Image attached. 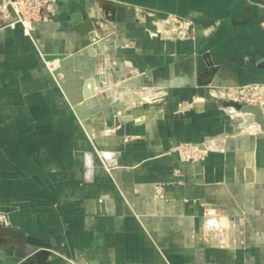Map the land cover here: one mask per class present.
<instances>
[{"label":"crops","instance_id":"obj_1","mask_svg":"<svg viewBox=\"0 0 264 264\" xmlns=\"http://www.w3.org/2000/svg\"><path fill=\"white\" fill-rule=\"evenodd\" d=\"M53 9L26 12L35 38L21 22L0 28V264H264L260 126L216 95L203 101L207 89L264 85V0H57ZM150 13L189 17L195 34L150 38ZM81 33L91 52H74ZM58 52L73 63L45 59ZM91 60L95 92L115 87L90 96L102 107L87 124L94 132L112 114L101 99L125 115L149 89L176 86L188 105L151 97L139 118L100 130L95 147L50 72L58 62L75 94ZM179 142L208 152L183 160L171 150ZM94 148L103 156L93 159Z\"/></svg>","mask_w":264,"mask_h":264},{"label":"built area","instance_id":"obj_2","mask_svg":"<svg viewBox=\"0 0 264 264\" xmlns=\"http://www.w3.org/2000/svg\"><path fill=\"white\" fill-rule=\"evenodd\" d=\"M57 0H0V19L6 21L13 18L9 9L11 6L19 21L27 26V11L43 13L52 12L53 6ZM151 16V25L146 28L150 38H163L174 40L190 39L195 34L196 24L189 17H183L175 13H168L161 16L148 14ZM32 22V20H31ZM27 30L28 27H26ZM237 99V100H236ZM236 101L260 104L264 106V85L261 83H250L237 87ZM207 146V145H205ZM183 160H201L208 152V148H201L195 143H182ZM157 196H164L162 188L157 189Z\"/></svg>","mask_w":264,"mask_h":264},{"label":"rangeland","instance_id":"obj_3","mask_svg":"<svg viewBox=\"0 0 264 264\" xmlns=\"http://www.w3.org/2000/svg\"><path fill=\"white\" fill-rule=\"evenodd\" d=\"M13 18H10V19H7L6 21H4V20H2V19H0V28H2V27H6V26H10V25H13V24H16V23H23L22 21H19V18L17 17V16H12ZM28 19H31V18H28ZM145 19V18H144ZM28 22H29V24L30 25H28V29L29 30H27V26L23 23V25H24V27H25V29H26V31L28 32V34L30 35V36H32L33 38H35V35H34V32H33V29H34V24H33V22H31V20H27ZM32 24V25H31ZM30 27V28H29ZM77 41V40H76ZM80 47H85V44L83 43V44H80ZM68 53L70 52V51H67ZM71 54V53H70ZM53 64V66H52V69H51V74H52V76L56 79V81H57V83H58V85H59V87L62 89V91L64 92V95L66 96V101L68 102V104L70 105V108L72 109V111L75 113V115H76V117L78 118V120H79V122L81 123V125L84 127V129L87 131V133L89 134V137H90V140L94 143V146L96 145L95 144V140H97V138L99 137V135L97 134V133H99L100 132V130L102 131V129L104 128V129H108V130H110L111 128H113L114 126H117L119 123L116 121V119L120 116V113H115V112H113V110L111 109L110 111L112 112V114H111V117L109 118V119H107L106 120V124L107 125H105V126H103V124L101 123L100 124V126H99V130H96V132H94L93 130H89V128H87L86 127V125H85V123H84V121L80 118V116L78 115V113H77V111H76V109H75V107L77 106L76 105V103L77 102H80V103H78V104H82L81 102H83V103H87L88 102V100H89V102L88 103H90V102H92L93 100L95 101V97L97 98H99V97H101V96H103V94H101V95H99L100 93H102V92H109L110 90H113V89H115V87H110V85H107L105 88H103V87H101V88H98V90L95 92V89L93 90V92L91 93V95L92 96H95L93 99H91V97L89 96L87 99L84 97V95H83V93L84 92H82V90H84V85H83V79L84 78H86L87 76H93L94 75V77H97V75H98V73H97V68L96 67H94L93 65H94V62H93V60H91V62H90V65H89V69L88 70H85V71H83L81 74L80 73H78V74H76L77 75V77H78V81H79V84H78V86H77V89L79 90V92H78V95L76 96L77 98H75L74 99V102L72 101V103H71V101L68 99V97H67V95H66V93H65V91H64V89H63V87L61 86V84H60V82H59V80H58V78H61L64 82H66L67 83V81H66V77L63 75V72H58L57 74H56V70L60 67V64H58V62H57V64H58V66H57V64L56 63H52ZM55 70V71H54ZM165 81H156V86H152V87H159V85H157V84H161V83H164ZM65 83V84H66ZM109 86V87H108ZM176 86H171L170 87V89H169V92H167V94H165L164 96H162L160 99H163L164 100V104L166 105V107H171V106H176V107H180L181 105H185V104H187L188 105V103H184L183 102V100L182 99H180V101H179V99H176V98H178L177 96V92H176V88H175ZM161 88V87H160ZM150 91L152 90V89H149ZM236 90H237V88H235L234 89V91H233V93H231V95L230 96H227V95H229V94H224L225 93V91L223 90V92H221V91H216V92H214L213 91V93H214V95H213V93H211L210 92V89H207V92L205 93V97L203 98V101H205V99H210V98H212V97H215V95H216V97H220V99H217V98H215V99H217V100H220L221 101V103L223 104L224 102V107H225V109H226V107L227 106H234V102H238V101H236L235 100V98H236ZM158 91V90H157ZM156 90H152V92H155V94H156V96H157V92ZM96 93H98V95H96ZM147 93V92H146ZM155 94H154V96H155ZM104 95H106V94H104ZM154 96H152V97H154ZM114 99H116V97H114ZM150 98H147V100H149ZM195 99H196V97L194 96L193 97V99H191V104H192V102H194L195 101ZM147 100H143L142 102H140V103H138V105H135V106H133V107H125V112L127 111V110H129V111H127V113H129L130 112V110H132V109H134V108H137V107H142V106H148L149 104H150V102H148ZM187 100H189V99H187ZM214 100V99H213ZM84 101H86V102H84ZM98 101V100H97ZM97 101H95V102H97ZM179 101V102H178ZM98 103V102H97ZM111 103H112V101H111ZM175 103H176V105H175ZM240 103V102H239ZM242 104H246V103H244V102H241ZM95 104V103H94ZM129 104H130V106H132L133 105V102H129ZM129 104H126L127 106H129ZM148 104V105H147ZM90 105H93V103H91ZM156 105H159V104H156ZM199 105V104H198ZM197 107H199V106H197ZM204 108H205V106H204ZM161 109H163V108H161ZM160 109V110H161ZM101 110V109H100ZM100 110H96L94 113H92L91 115H90V117L88 118V120L91 122V123H93L94 121H96L95 120V116H94V114H100L99 112H100ZM238 110H240V109H238ZM241 111V110H240ZM124 112V113H125ZM242 112V111H241ZM91 112H87V114H90ZM148 113H151V117H152V115L153 114H160V112H159V110H157V109H151L149 112H147V114ZM243 113V112H242ZM245 114H247V113H244L243 115H245ZM235 115V114H234ZM240 115H242V114H240ZM241 116V117H238L237 116V120H236V123L238 124V125H240L242 128H243V126H242V124L243 123H245L249 118L247 117V116ZM139 118V117H138ZM121 122V121H120ZM88 126V125H87ZM89 127V126H88ZM250 131V130H249ZM253 132H255V133H260L263 137H264V134H262L263 132L262 131H253ZM182 143L183 142H179V143H175L174 145H173V147H172V151H174V152H177V154H179V156H180V158L181 159H183L182 157H183V151H182V149H181V145H182ZM96 147V146H95ZM91 154H92V158L93 159H95V157H96V155L98 154V155H100V156H103V153L102 152H100V151H98V150H95V148H94V151H92L91 152ZM162 188V184L161 183H157L156 184V195H157V189L158 188Z\"/></svg>","mask_w":264,"mask_h":264},{"label":"water","instance_id":"obj_4","mask_svg":"<svg viewBox=\"0 0 264 264\" xmlns=\"http://www.w3.org/2000/svg\"><path fill=\"white\" fill-rule=\"evenodd\" d=\"M9 9H10L11 15L12 16H16V13H15L14 9L11 6H9ZM83 36L84 35L81 33V37L75 42V43H78L77 46H76L77 48L75 49V51H77L79 49L80 44L84 43L85 44V47H83L84 51L91 52L93 50V45L90 42H87L86 39L83 38ZM44 56H45L46 60H52V59H55V58H68L69 55L66 54V53L58 52V53H45ZM58 80H59L61 86L63 87L68 99L71 101V103H72V101L74 102V99L77 98V97L73 98L71 96V94H70L65 82L62 79H60V78H58ZM89 84H91L92 87H89ZM83 85H84V90H82V92H84L83 95H84L85 98L89 97L91 92H93V90L95 88V85H96L95 77H90V78L84 79ZM234 106L237 107L238 109H240L243 113H252L253 117H254L253 120L256 123H259V125L261 127V130L264 131V110H263L262 106H260L259 104H251V103L242 104V103H239V102H234ZM142 107H137L135 110H140V108H142ZM75 109H76L78 115L80 116V118L84 121V118H83V116H82V114H81V112H80V110L78 109L77 106L75 107ZM130 112H132V111H130ZM131 120H134V117H133V115H131V113H129V114L126 113L125 115H120L116 119L117 122H120V121L127 122V121H131ZM84 123H85V121H84ZM85 125H86L87 128H89L86 123H85ZM202 146L204 147V145H202Z\"/></svg>","mask_w":264,"mask_h":264},{"label":"bare ground","instance_id":"obj_5","mask_svg":"<svg viewBox=\"0 0 264 264\" xmlns=\"http://www.w3.org/2000/svg\"><path fill=\"white\" fill-rule=\"evenodd\" d=\"M28 25H30L29 24V22L27 21V27H28ZM84 39H86V41L87 42H90L92 45H94L95 43H94V41L91 39V38H84ZM95 46V45H94ZM94 46H93V48H94ZM77 48V47H76ZM75 48V49H76ZM79 50V49H78ZM74 52H76L75 50H74ZM55 59H61V60H63V64L65 65V67L68 65V66H70L72 63H73V61L72 60H66L65 61V59L66 58H55ZM55 59H52V60H55ZM48 61H51V60H48ZM62 64V63H61ZM59 70V68L56 70V73H58V72H62L61 70L60 71H58ZM110 78H111V76H110ZM61 79V78H60ZM67 81V80H66ZM70 82L72 83L73 81L72 80H70ZM66 83V82H65ZM78 84H79V82L76 84L77 86H78ZM66 86H67V88H68V90H69V92H70V94H71V96L73 97V98H75L77 95H78V92H79V90H78V92H76L75 94H73V91L71 90V88H69V86H68V83H66ZM95 89V88H94ZM154 89V88H153ZM152 89V90H153ZM152 90L150 91V90H148L147 91V93L145 92L144 94H143V97L144 98H151L152 96H154V94H155V92H152ZM154 90H156V89H154ZM158 90V91H157ZM156 91V93H157V96H156V94H155V96L156 97H158V96H160V95H163V93L164 92H167L168 91V88L167 87H164V88H162V89H157ZM126 92V91H125ZM128 93V92H127ZM132 93V92H131ZM91 95V94H90ZM133 96V95H132ZM131 96V97H132ZM154 96V97H155ZM88 97H86V99H87ZM133 98V97H132ZM153 98V97H152ZM98 99H96L95 98V101H97ZM111 100V99H110ZM94 100L92 101V102H90V103H88L89 102V100H88V102L87 103H83V102H81L82 104H78V103H80V102H77L76 103V105H77V107H78V109L80 110V112H81V114H82V116H83V118H84V121H85V123L86 124H91L92 125V123L88 120V118L90 117V115L92 114V113H94L97 109L98 110H100V109H102V107L101 106H99V104L97 103V102H95ZM101 101H102V103H104L105 104V111L104 112H106V113H109V112H111V111H108V109H106V108H108L111 104L110 103H108V99H101ZM84 102H86V101H84ZM100 102V101H99ZM138 102V101H137ZM91 103H93V105H90ZM95 103V104H94ZM101 103V102H100ZM115 107H119V106H122L123 104H122V101H117L115 104H113ZM148 105V104H147ZM260 105V104H259ZM260 106H262V105H260ZM150 107H151V104H149L148 106H144V107H142V108H140V110H135V109H132L131 111L132 112H129V113H131V115H133V117L134 118H138L140 115H141V113L143 112V111H147L148 109H150ZM262 108H263V110H264V106H262ZM232 111H233V109H231ZM87 112H91L90 114H87ZM128 113V114H129ZM247 114H250V115H253L252 113H247ZM140 119H141V117H140ZM253 119H254V117H253ZM254 121V120H253ZM94 123V122H93ZM89 124V125H90ZM258 127L260 126L259 125V123H255ZM254 128V127H253ZM252 128V129H253ZM255 129V128H254ZM260 130H261V127H260ZM262 131V130H261ZM263 133H264V131H262Z\"/></svg>","mask_w":264,"mask_h":264}]
</instances>
